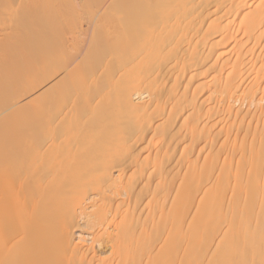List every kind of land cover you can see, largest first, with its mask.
I'll return each instance as SVG.
<instances>
[{"label":"bare ground","instance_id":"obj_1","mask_svg":"<svg viewBox=\"0 0 264 264\" xmlns=\"http://www.w3.org/2000/svg\"><path fill=\"white\" fill-rule=\"evenodd\" d=\"M0 264H264V0H0Z\"/></svg>","mask_w":264,"mask_h":264},{"label":"rangeland","instance_id":"obj_2","mask_svg":"<svg viewBox=\"0 0 264 264\" xmlns=\"http://www.w3.org/2000/svg\"><path fill=\"white\" fill-rule=\"evenodd\" d=\"M8 23H12V22H9V21H8ZM6 24H7V23H6ZM14 24H15V23H14ZM7 25H8V24H7ZM7 25H6V26H7ZM10 25H11V24H9V26H10Z\"/></svg>","mask_w":264,"mask_h":264}]
</instances>
